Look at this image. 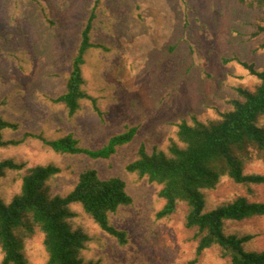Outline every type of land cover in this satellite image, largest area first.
<instances>
[{
	"label": "rangeland",
	"instance_id": "rangeland-1",
	"mask_svg": "<svg viewBox=\"0 0 264 264\" xmlns=\"http://www.w3.org/2000/svg\"><path fill=\"white\" fill-rule=\"evenodd\" d=\"M105 1L104 16L111 18L114 33L98 28L93 38L111 43L110 49H91L84 64L85 89L96 96L101 116L88 100L69 116L51 98L64 90L92 0H48L51 26L35 16L11 18L8 0H0V114L17 125L3 130L4 138L19 140L0 146V160L22 164L0 176V196L9 200L19 191L22 175L35 165L61 168L45 182L51 194L66 193L82 170L94 167L101 177H122L132 202L109 217L125 231L123 244L78 204L72 205V222L89 236L81 251L85 259L96 264H229L217 245L196 255L195 230L184 225L186 205L180 202L170 215L157 217L164 203L159 186L126 171L125 165L136 157L140 143L148 153L154 146L166 151L176 137L177 122L213 117L215 108L225 107L233 96L234 86L256 82L233 58L264 67V32L253 34L258 12L236 0ZM133 9L139 13L135 19L140 28L132 32L126 25L134 19ZM127 125L138 126L132 140L104 159L57 153L31 135L56 138L72 133L80 145L96 148ZM247 170L264 173V160L252 159ZM236 195L264 201V186L254 184L248 190L223 179L208 192V205ZM226 229L252 234L244 248L264 250V216L228 221ZM24 248L29 264H45L40 232L26 239Z\"/></svg>",
	"mask_w": 264,
	"mask_h": 264
},
{
	"label": "trees",
	"instance_id": "trees-1",
	"mask_svg": "<svg viewBox=\"0 0 264 264\" xmlns=\"http://www.w3.org/2000/svg\"><path fill=\"white\" fill-rule=\"evenodd\" d=\"M236 1L241 7L258 12L254 17L253 34L264 32V0ZM8 2V13L13 19L35 16L47 26L54 23L48 0ZM106 6L105 0H92L79 31L64 90L51 98L61 104L69 116L80 109L84 100H88L93 111L101 116L96 96L85 89L84 64L91 49L104 52L110 49L111 43L93 38L98 28L114 33L111 18L104 16ZM130 16L134 19L126 26L133 32L140 28L139 21L135 19L139 13L133 9ZM233 59L254 76L256 82L234 86L233 96L226 100L225 107L215 108L213 117L201 119L191 116L189 120L184 118L177 122L176 137L170 141L166 151L154 146L148 153L144 143H140L136 157L125 165V170L159 186L157 194L164 203L156 212L157 217L170 215L180 202L186 205L184 225L195 230L196 255L217 245L229 264H264V250L244 248L252 234L226 231L228 221L264 216V201L236 195L208 205V192L223 179L248 190L254 184L264 186V173L247 170L252 159L264 160V67L237 57ZM16 127L15 122L0 114V146L18 143L19 140L3 136V130ZM137 128V125H127L96 148L80 145L72 133L56 138H46L41 133L31 135L57 153L104 159L119 146L130 142ZM21 167V163L11 158L2 159L0 176L6 170ZM60 171L61 168L52 163L32 166L22 175L18 192L9 200L0 196V264H29L24 244L36 232L42 235L45 264H96L81 255L89 236L72 222L74 204H78L100 229L119 243L127 241L125 231L109 221L110 214L132 202L125 180L118 175L101 177L96 168L89 167L78 174L69 191L51 194L45 182Z\"/></svg>",
	"mask_w": 264,
	"mask_h": 264
}]
</instances>
